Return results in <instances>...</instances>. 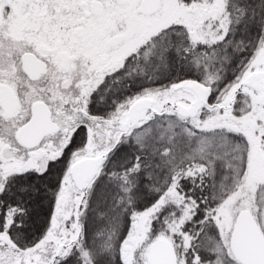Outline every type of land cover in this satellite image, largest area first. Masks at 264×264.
<instances>
[{
	"label": "snow or ice",
	"instance_id": "6c2138e0",
	"mask_svg": "<svg viewBox=\"0 0 264 264\" xmlns=\"http://www.w3.org/2000/svg\"><path fill=\"white\" fill-rule=\"evenodd\" d=\"M0 264H264V0H0Z\"/></svg>",
	"mask_w": 264,
	"mask_h": 264
}]
</instances>
